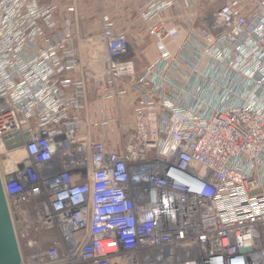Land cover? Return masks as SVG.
Segmentation results:
<instances>
[{
    "label": "built area",
    "instance_id": "1",
    "mask_svg": "<svg viewBox=\"0 0 264 264\" xmlns=\"http://www.w3.org/2000/svg\"><path fill=\"white\" fill-rule=\"evenodd\" d=\"M178 1L141 9L157 54L139 73L104 18L97 74L56 0H0V176L21 264H264V0H207L200 21L169 12Z\"/></svg>",
    "mask_w": 264,
    "mask_h": 264
},
{
    "label": "crops",
    "instance_id": "2",
    "mask_svg": "<svg viewBox=\"0 0 264 264\" xmlns=\"http://www.w3.org/2000/svg\"><path fill=\"white\" fill-rule=\"evenodd\" d=\"M146 1L147 0H56L58 8L55 12V17L61 26H68V30L74 35V38L78 36L87 38V43H89L90 47L88 50L86 49L87 46L84 48L79 41L76 45L78 46L79 43L78 51L80 58L83 53L86 55L84 60L81 58V63L89 72L99 74L101 71L96 70L97 66L95 63L98 62L96 54L98 53L101 59V54L104 52L100 35L103 19L108 18L115 24L122 25L125 27L123 30L127 35L131 34L132 27L135 24L131 22H137V32L142 37H148L144 31V29H146L144 24L140 22L142 21L140 19V11L145 6ZM188 3L189 6H192V9H188ZM215 6H218V3ZM211 8L213 7L207 6V0H179L176 6L169 12L178 14L181 9L180 14H191L197 21H200L201 17ZM138 49L139 50H136V52H148V55L152 58L149 61L155 59L157 51L153 43L149 49L141 45H139ZM133 54L134 52L132 53L129 47L128 53L123 59L132 60L134 64L137 65L136 67H138V63L141 59H144V56H135Z\"/></svg>",
    "mask_w": 264,
    "mask_h": 264
},
{
    "label": "rangeland",
    "instance_id": "3",
    "mask_svg": "<svg viewBox=\"0 0 264 264\" xmlns=\"http://www.w3.org/2000/svg\"><path fill=\"white\" fill-rule=\"evenodd\" d=\"M131 23H135L134 26L132 27V30H131V34L130 37L129 35H127L128 37V41H129V47H130V51L135 55H139V56H144V59H141L140 62L138 63V67H136L137 65H135V68H136V72L139 73L140 71H142L144 69V67L146 65H148V63H150L151 61H149L150 59V56L148 55V52H136V50H139V45L141 46H145V48L149 49L152 45V41L150 38L148 37H142L136 30V27H137V22H131ZM131 26V25H130ZM120 28L121 30L125 29V27H123L122 25H117V28ZM80 42L82 44V46L84 48H86L85 46H87V50L90 48L89 47V43H87V38H83V36H78V37H75L74 38V42L75 45H77V42ZM78 46H79V43H78ZM77 46V48H78ZM79 52V51H78ZM89 52V51H88ZM95 65L97 66L96 70H100L102 73H106V68L105 66H102L101 62L98 61L97 63H95ZM85 79H90V76H86ZM91 90H90V93H89V99H88V102H89V107L90 109H94L95 108V104L99 102V100H101V105L100 107L102 108L103 110V114L104 116L107 114L110 113V109L108 108L109 107V101H107L108 99L105 97V94L107 93V87H104L103 89L101 90H98L96 91L94 87L91 86ZM111 103V102H110ZM114 104V103H113ZM96 108L98 109L99 106L97 107L96 105Z\"/></svg>",
    "mask_w": 264,
    "mask_h": 264
},
{
    "label": "water",
    "instance_id": "4",
    "mask_svg": "<svg viewBox=\"0 0 264 264\" xmlns=\"http://www.w3.org/2000/svg\"><path fill=\"white\" fill-rule=\"evenodd\" d=\"M82 56L84 60L85 53ZM21 261L22 256L0 176V264H21Z\"/></svg>",
    "mask_w": 264,
    "mask_h": 264
}]
</instances>
